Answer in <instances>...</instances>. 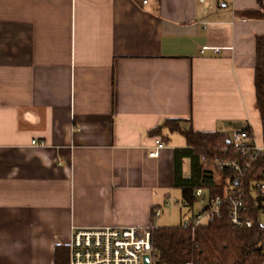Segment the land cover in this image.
Returning a JSON list of instances; mask_svg holds the SVG:
<instances>
[{"label": "crops", "instance_id": "obj_1", "mask_svg": "<svg viewBox=\"0 0 264 264\" xmlns=\"http://www.w3.org/2000/svg\"><path fill=\"white\" fill-rule=\"evenodd\" d=\"M259 10L264 0H0V264H55L75 229L182 224L178 206L179 224L160 222L182 200L173 151L187 148L168 127L153 133L166 120L229 139L250 128L263 145L264 19L243 14Z\"/></svg>", "mask_w": 264, "mask_h": 264}, {"label": "trees", "instance_id": "obj_2", "mask_svg": "<svg viewBox=\"0 0 264 264\" xmlns=\"http://www.w3.org/2000/svg\"><path fill=\"white\" fill-rule=\"evenodd\" d=\"M262 5V0H259ZM250 18L264 19V10L244 12ZM255 108L262 124L264 145V36L257 37L255 69ZM182 120H166L153 131L160 134L163 127L181 134L187 148L173 151V185L181 191L182 200L189 205L195 216L194 205L199 203L195 191L203 189L205 198L213 200L223 197L231 188L244 192L248 215L254 223L251 227H234L227 206H223L220 218L191 228L182 224L176 227H153L151 229L153 251L152 264H262L264 259V227L257 219L258 211L264 207V198L258 196L254 183L264 181V158L254 164L245 178L237 183L233 171L219 169L216 161H243L239 148L229 137L219 132L201 133L192 128H183ZM251 137L250 128L245 129ZM206 156V161L201 160ZM190 160V174L184 176V163ZM68 247L59 246L55 252V264H68Z\"/></svg>", "mask_w": 264, "mask_h": 264}, {"label": "built area", "instance_id": "obj_3", "mask_svg": "<svg viewBox=\"0 0 264 264\" xmlns=\"http://www.w3.org/2000/svg\"><path fill=\"white\" fill-rule=\"evenodd\" d=\"M208 0H197L203 4ZM206 48L202 50L204 53ZM219 52V49H214ZM229 141L239 148L243 161H216L219 169H228L234 172L238 181L245 178L251 167L264 158V145L254 142V138L246 131L235 133ZM156 148L150 153V157L157 158L159 152L164 148L160 139L155 140ZM201 160L206 161V156ZM254 189L258 196L264 198V181L254 183ZM195 198L198 200L200 209L193 215L189 212L187 202L169 198L164 206L171 208L179 206L187 210V217L182 225L191 228L206 224L215 217L220 218L223 206H227L230 220L234 227L245 228L253 226V219L248 215V208L245 203L244 192L241 188L229 189L223 197H216L213 200L205 198V191L197 189ZM264 214V207L258 211L257 219ZM160 212H155V216ZM152 228L138 227H97L75 229L72 232L68 249V264H143L146 255L151 256L152 261ZM262 264H264V259Z\"/></svg>", "mask_w": 264, "mask_h": 264}, {"label": "rangeland", "instance_id": "obj_4", "mask_svg": "<svg viewBox=\"0 0 264 264\" xmlns=\"http://www.w3.org/2000/svg\"><path fill=\"white\" fill-rule=\"evenodd\" d=\"M182 139H184L182 136H180ZM178 208H180L178 206ZM194 209L196 211H198L200 209V205L199 203H196L194 205ZM179 212V209H174V210H170L169 208H167V210L164 211V214L161 216V220L160 222H163V220L165 221L166 225H176L179 224V218L177 216V213ZM171 215V217H170ZM261 222V221H260ZM262 223H264V219H262Z\"/></svg>", "mask_w": 264, "mask_h": 264}, {"label": "water", "instance_id": "obj_5", "mask_svg": "<svg viewBox=\"0 0 264 264\" xmlns=\"http://www.w3.org/2000/svg\"><path fill=\"white\" fill-rule=\"evenodd\" d=\"M143 264H152L151 256L146 255V256L144 257Z\"/></svg>", "mask_w": 264, "mask_h": 264}]
</instances>
